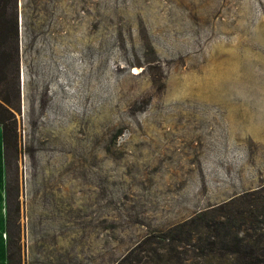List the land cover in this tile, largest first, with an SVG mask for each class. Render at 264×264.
<instances>
[{"label":"rangeland","instance_id":"rangeland-1","mask_svg":"<svg viewBox=\"0 0 264 264\" xmlns=\"http://www.w3.org/2000/svg\"><path fill=\"white\" fill-rule=\"evenodd\" d=\"M17 23L13 264H213L180 224L264 186V0H17Z\"/></svg>","mask_w":264,"mask_h":264},{"label":"trees","instance_id":"trees-1","mask_svg":"<svg viewBox=\"0 0 264 264\" xmlns=\"http://www.w3.org/2000/svg\"><path fill=\"white\" fill-rule=\"evenodd\" d=\"M17 37V0H0V125L4 134L6 163L13 131L8 124L13 116L12 108H15L12 95L19 94ZM240 196V205L228 211L224 220L205 217L202 213L180 224V227L191 225L186 231L188 237L192 227H203L205 236L199 235L198 242L183 240L199 251L198 256L213 255L216 257L213 264H264V186ZM247 221L246 229L234 231L236 226ZM172 236V239L183 238L181 233ZM8 244V264H13L15 253L11 252L10 239Z\"/></svg>","mask_w":264,"mask_h":264},{"label":"crops","instance_id":"crops-1","mask_svg":"<svg viewBox=\"0 0 264 264\" xmlns=\"http://www.w3.org/2000/svg\"><path fill=\"white\" fill-rule=\"evenodd\" d=\"M6 193H7L6 150L4 143L3 128L0 125V200L3 204L2 206L3 215L2 218H0V228L3 225L2 237H1L2 247H0V264H8V247L5 236L6 229H5V221H4V206L6 203V195H7Z\"/></svg>","mask_w":264,"mask_h":264}]
</instances>
